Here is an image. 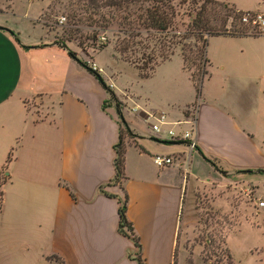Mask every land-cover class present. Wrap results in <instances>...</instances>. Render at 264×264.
<instances>
[{"label": "crops", "instance_id": "obj_1", "mask_svg": "<svg viewBox=\"0 0 264 264\" xmlns=\"http://www.w3.org/2000/svg\"><path fill=\"white\" fill-rule=\"evenodd\" d=\"M216 1L236 11L264 7V0L249 7L241 6L245 0ZM27 19L31 29L39 26L40 31L24 36L21 26ZM105 51L119 58L108 45L90 60L104 84L127 105L121 122L134 136L124 138L125 179L120 185L108 184L121 127L102 82L53 41L40 19L28 18L26 12L17 17L0 3V264H138L128 257L135 250L133 242L118 232V200L104 192L127 196L126 215L144 264H184L179 233L194 221L198 192L246 175L244 170L264 169V131L255 128L252 113L202 93L192 132L195 149L185 142L154 141L131 109L164 110L176 121L194 99L153 106L97 66L94 59ZM179 70L189 76L183 61ZM9 152L12 158L4 169ZM156 154L169 157L171 164L156 166Z\"/></svg>", "mask_w": 264, "mask_h": 264}, {"label": "rangeland", "instance_id": "obj_2", "mask_svg": "<svg viewBox=\"0 0 264 264\" xmlns=\"http://www.w3.org/2000/svg\"><path fill=\"white\" fill-rule=\"evenodd\" d=\"M257 2L261 0H245L240 4L249 7ZM0 3L4 11H14L17 17L26 12L28 18L40 19L47 25L53 41H63L81 58L92 63L90 59L96 50L88 38L93 28L84 21L74 24L70 19L72 11L79 12L76 0H0ZM61 17L65 18L62 23L59 22ZM31 25L29 19L22 24L24 36L40 31L39 26L31 29ZM119 28L116 23L105 31L97 28L105 38L101 41L107 42L113 52L123 35ZM226 29L233 32L230 34L233 36L219 35L208 39L209 76L203 82L201 93L211 101L217 99L223 106L252 113L253 125L264 131V37L243 32L232 18L228 19ZM145 43L153 46L154 41L150 39ZM94 61L103 71L112 74L119 87H125L129 93H138L153 106L179 105L183 99L191 97L194 102L189 106L201 102L195 98L189 76L179 70L182 61L179 48L169 60L155 65L147 77H141L135 65L120 57L114 58L109 51L101 53ZM121 106L127 105H120L123 116ZM118 122L125 138L119 115ZM136 126L143 130V126ZM246 175L237 174L228 182L212 183L198 192L200 201L195 202L194 221L185 228L182 226L179 233L178 249L185 252L184 264H264V207L258 205L264 201V173ZM220 176L226 177V174L221 172Z\"/></svg>", "mask_w": 264, "mask_h": 264}, {"label": "trees", "instance_id": "obj_3", "mask_svg": "<svg viewBox=\"0 0 264 264\" xmlns=\"http://www.w3.org/2000/svg\"><path fill=\"white\" fill-rule=\"evenodd\" d=\"M76 3V10L79 12L72 11L70 19L74 20V24L84 21L93 28L88 39L92 41L96 51L108 46L107 42L100 40L101 35L97 28L105 31L114 23L120 27L118 31L122 32L123 35L115 44L114 52L122 60L135 65L141 77L149 76L155 65L170 59L175 50L179 48L183 68L189 73L197 99H200L203 82L209 76L208 39L219 35L233 36L230 35L233 32L226 29V24L229 18L237 21L239 12L227 3H219L216 0H76ZM239 27L243 32L246 31L245 27L240 25ZM243 32L241 34H244ZM150 39L154 41L153 46L145 43ZM56 43L67 49L71 58L77 60L80 65L98 77L108 94L107 101L116 106L121 117V102L113 90L104 84L97 71L92 69L87 62L78 59L76 53L68 49L63 41ZM197 106L198 104L195 107ZM124 133L127 136L132 135L128 129H125ZM114 149L116 154L114 159L115 173L108 184L120 185L125 179V145L121 130ZM11 158L12 152H9L4 169H6ZM207 161L215 170L222 172L215 162ZM242 173H264V169L244 170ZM3 183L0 174V208ZM99 190L104 192L103 187H100ZM104 194L118 200V232L130 239L135 246V250L128 253V257L135 259L138 264H144L141 259L139 238L126 215L127 196L118 197L106 192Z\"/></svg>", "mask_w": 264, "mask_h": 264}, {"label": "built area", "instance_id": "obj_4", "mask_svg": "<svg viewBox=\"0 0 264 264\" xmlns=\"http://www.w3.org/2000/svg\"><path fill=\"white\" fill-rule=\"evenodd\" d=\"M64 17L59 22L64 21ZM237 24L246 28V33L252 36L264 37V11L263 10H246L239 11ZM100 40L105 41L104 37ZM92 69L96 70L94 64H90ZM122 107V106H121ZM197 107L187 108V114L181 119L170 121L164 110L146 111L140 108H132L131 111L139 114L150 132L154 141H173L185 142L190 150H194L196 142L192 137L195 126ZM176 126H184L182 129H176ZM153 162L158 167H164L171 164L169 157L161 154L153 156ZM259 207H264V201L258 202Z\"/></svg>", "mask_w": 264, "mask_h": 264}, {"label": "water", "instance_id": "obj_5", "mask_svg": "<svg viewBox=\"0 0 264 264\" xmlns=\"http://www.w3.org/2000/svg\"><path fill=\"white\" fill-rule=\"evenodd\" d=\"M120 118H121V120H123V117L122 116ZM126 128H127V126H126ZM159 142L162 143V144H169V143H171V142H168V141H159Z\"/></svg>", "mask_w": 264, "mask_h": 264}]
</instances>
